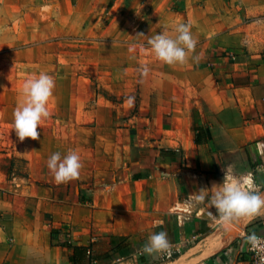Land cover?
<instances>
[{"label":"crops","instance_id":"0c3cea01","mask_svg":"<svg viewBox=\"0 0 264 264\" xmlns=\"http://www.w3.org/2000/svg\"><path fill=\"white\" fill-rule=\"evenodd\" d=\"M220 26L196 38L184 64L156 55L139 63L140 74H153L139 83L145 134H98L86 145L91 167L74 178L75 192L54 180L38 193L7 189L0 173V264H72L68 243L90 247L78 264H243L236 227L264 234V207L222 221L211 196L224 176H251L264 193V55L233 52L223 35L214 37ZM83 148L80 136V161ZM160 231L170 252L144 253Z\"/></svg>","mask_w":264,"mask_h":264},{"label":"rangeland","instance_id":"374dc122","mask_svg":"<svg viewBox=\"0 0 264 264\" xmlns=\"http://www.w3.org/2000/svg\"><path fill=\"white\" fill-rule=\"evenodd\" d=\"M189 21L195 40L211 24L225 23L215 38L223 35L220 40L233 52L264 55V0H0V173L8 177L4 187L41 192L54 180L47 166L50 155L59 152L63 158L80 136L84 148L79 171L89 175L91 151L86 145L98 134L112 127L135 138L139 131L145 134L148 123L139 83L152 80L153 74H140L139 63L155 56L151 38L162 31L174 37L176 25ZM41 71L55 80L46 105L49 116L42 118L38 138L20 140L13 113L25 100V79ZM75 120L81 121L82 134ZM65 184L76 191L74 179Z\"/></svg>","mask_w":264,"mask_h":264},{"label":"clouds","instance_id":"9594fccd","mask_svg":"<svg viewBox=\"0 0 264 264\" xmlns=\"http://www.w3.org/2000/svg\"><path fill=\"white\" fill-rule=\"evenodd\" d=\"M192 22L178 23L175 27L177 35L170 36L161 32L149 40L156 57L165 63L184 64L188 52L195 49L196 40L190 31ZM147 72V68L144 69ZM55 80L52 75L41 71L38 75L25 79L22 92L25 100L14 110V129L20 140L26 137L38 138V126L42 118L49 116L47 102L53 95ZM134 103V97L128 98V104ZM56 183L66 182L79 176L82 167L80 156L76 151H70L61 157V153L54 152L47 161ZM259 185L254 183L251 176L242 181L229 179L224 176L223 182L215 186L211 196V206H214L222 221H233L245 216L259 215L264 207V193H261ZM206 196L200 192L195 196L196 202L203 204ZM209 215H212L210 212ZM246 242L253 249L261 246V239L251 233L246 236ZM171 246L166 231L152 233L148 237V243L143 246V252L147 254L170 252ZM260 264H264V256Z\"/></svg>","mask_w":264,"mask_h":264},{"label":"built area","instance_id":"2783aa9c","mask_svg":"<svg viewBox=\"0 0 264 264\" xmlns=\"http://www.w3.org/2000/svg\"><path fill=\"white\" fill-rule=\"evenodd\" d=\"M238 231L242 243L246 245L243 246V250L240 252L238 260L243 264H260L261 257L264 256V234L243 227H239ZM251 233H255L261 239V246L257 249H253L245 240L246 236Z\"/></svg>","mask_w":264,"mask_h":264},{"label":"trees","instance_id":"16d2710c","mask_svg":"<svg viewBox=\"0 0 264 264\" xmlns=\"http://www.w3.org/2000/svg\"><path fill=\"white\" fill-rule=\"evenodd\" d=\"M71 249L70 262L72 264H78V260L88 254L89 248L86 246H75L70 243L66 244Z\"/></svg>","mask_w":264,"mask_h":264},{"label":"bare ground","instance_id":"6f19581e","mask_svg":"<svg viewBox=\"0 0 264 264\" xmlns=\"http://www.w3.org/2000/svg\"><path fill=\"white\" fill-rule=\"evenodd\" d=\"M241 223V222H240ZM238 228H239V226L238 227H236V229L238 230ZM232 239V238H231ZM222 246V245H221Z\"/></svg>","mask_w":264,"mask_h":264}]
</instances>
